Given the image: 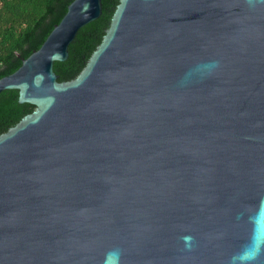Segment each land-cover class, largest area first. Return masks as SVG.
Segmentation results:
<instances>
[{
    "label": "water",
    "instance_id": "1",
    "mask_svg": "<svg viewBox=\"0 0 264 264\" xmlns=\"http://www.w3.org/2000/svg\"><path fill=\"white\" fill-rule=\"evenodd\" d=\"M72 0L0 79V264H264V0H119L78 75Z\"/></svg>",
    "mask_w": 264,
    "mask_h": 264
},
{
    "label": "trees",
    "instance_id": "2",
    "mask_svg": "<svg viewBox=\"0 0 264 264\" xmlns=\"http://www.w3.org/2000/svg\"><path fill=\"white\" fill-rule=\"evenodd\" d=\"M72 0H0V79L15 72L37 51ZM119 0H101V14L80 28L68 46L64 62H54L58 81L74 79L101 42ZM34 109L18 103L16 90L0 93V134Z\"/></svg>",
    "mask_w": 264,
    "mask_h": 264
}]
</instances>
